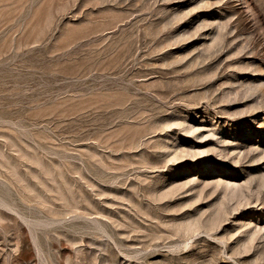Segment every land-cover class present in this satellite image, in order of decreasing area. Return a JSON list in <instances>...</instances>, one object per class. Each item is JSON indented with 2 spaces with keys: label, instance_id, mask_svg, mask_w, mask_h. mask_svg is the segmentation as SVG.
Returning <instances> with one entry per match:
<instances>
[{
  "label": "rangeland",
  "instance_id": "1",
  "mask_svg": "<svg viewBox=\"0 0 264 264\" xmlns=\"http://www.w3.org/2000/svg\"><path fill=\"white\" fill-rule=\"evenodd\" d=\"M0 264H264V0H0Z\"/></svg>",
  "mask_w": 264,
  "mask_h": 264
}]
</instances>
